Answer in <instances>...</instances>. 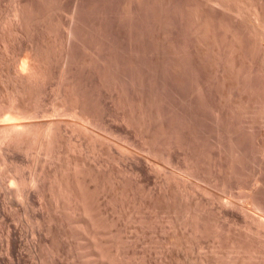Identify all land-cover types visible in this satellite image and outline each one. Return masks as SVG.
Returning a JSON list of instances; mask_svg holds the SVG:
<instances>
[{"label": "bare ground", "instance_id": "obj_1", "mask_svg": "<svg viewBox=\"0 0 264 264\" xmlns=\"http://www.w3.org/2000/svg\"><path fill=\"white\" fill-rule=\"evenodd\" d=\"M15 1L16 2L12 4L13 6L11 9V6H9V8L5 7V9L7 8L6 10L9 11H6L3 8L0 1V222L4 223L5 225L7 217L10 216L8 215V213L13 207L10 204V202L13 203V200H11L10 198V194L14 192V197H22L21 200L24 201V209L26 210V213L29 214V217L31 218L30 221L33 225V228L30 231L32 232V235H35L34 226H36L37 228L45 226V233L43 232V234L48 235V238H45L46 240L42 239L36 242L35 238L34 240L32 239L34 243L32 242L33 245H31L27 249V252L31 258L37 257L41 261L48 260L50 264L52 260L54 261L53 257L66 254L75 261L74 264H135L134 262H136L135 260H137L136 257H138L137 251L133 249L134 247L129 244V238L125 239V236L123 235L122 227L124 225L120 223V220L122 221L121 216L124 213L122 214L120 212L122 214L121 215L119 213L120 208H117V206L120 204L117 205V203L119 202V195L117 196L116 189L117 191L121 190L123 192L125 190L123 187H125L126 185L120 184L122 182V179L120 177L119 180L113 175H105L104 173H102L103 171H97V168H94V166L90 165V162L88 161L89 158L87 159L85 155V150H90L91 153V151H99L100 149H102V147L104 148L102 149V151H105L107 148L111 149L109 147L110 144L105 140L106 138L99 133L100 130L98 132V130H94L95 128L92 129L93 127L91 126H98L99 129L103 131L106 128V131L109 129H113L111 128V124L113 123L108 125V122L110 123V121L107 122V120H110V117H112L113 120L116 119L118 121H121V126L133 129L129 130L131 132L129 134L127 133L128 135L126 134L127 136H125V138L127 137L130 139L131 137H133L132 135H135L137 136V139L139 137L142 140L141 142H144L148 145L149 150L151 148L152 151L155 152L158 151L155 150V147H160L161 145L164 146L166 148L164 149L167 150L168 153H166L167 151L162 152V146V151H160L162 155H164L165 153L167 154V165L170 164V160H175V157L173 158L172 156L173 159L170 157V151L177 147L176 150H178V148H181V150L183 149V153L181 152L182 155L185 154L183 158L186 157V161L189 162L187 163L185 161L187 164L185 165L183 163L182 166L185 165V167L187 168L190 165V169L193 168L191 170H196L199 166L197 162L198 159L195 158L197 154L194 156V154L192 153L193 151H191V148H189L190 142H188L189 137L187 134L189 133L188 131L190 130L192 125L194 128V126H196L197 124H201L197 123L199 122L197 119L200 116L198 117V115L195 114L198 118L195 119L196 124H192L194 120L193 116L192 118L188 115L190 117V120H192V122L189 121L190 123L188 122V120H184L185 118L188 119V117H185L187 114H189L187 109L185 108L187 112L185 110V112L183 111L184 114L187 113L186 115L179 111L180 109L183 110L184 107H187L186 105H184L183 108H180L178 104L174 103L175 106H173H178L180 108L179 110H172V106L168 108L169 110H166L164 108L165 103L162 104V94H164V92L162 91L164 89H167L168 91V88H166L167 85H170L169 89L173 90L172 88L176 87V85L174 87H171L172 82L177 81L178 83L175 84L178 85L179 83H181L184 87L185 84H183V82H185V80H182L181 78L186 79L185 74H187L188 77L186 81H190L191 78V80L197 81H195L196 83L193 82V84L196 85L195 90L198 91L196 92L197 94L204 93L205 91V93H207L208 90H213L214 92H217L221 99L223 96H226V98L230 99L229 101L227 99V101L229 107L232 110L231 111L229 109V113H226L225 110L223 111L228 115L227 116L226 114H223V112L220 110L221 108L219 109L217 106V109L219 110L216 109L217 112H213L212 114V118H215L216 121H218L217 129L215 128V131H217L218 133L213 132L214 128H212L213 130H210V132L208 131V133L211 136L213 135L211 134L212 132L218 135L215 136L216 138L214 140L212 139L214 138V136L210 138L212 139V151L209 148L210 152L208 153V156L210 158H208L210 160L208 159L207 161L211 162V165L209 164V162H207L210 165L209 166L205 161L206 164H203L202 171H205L204 165H208L209 167H206L208 169H206V172L208 171L210 174L215 175L217 178V183H220L219 181L224 180V175L229 176V174H232V177L236 178L238 180L237 182L242 184L241 182L244 180L239 176H242L241 174H243L242 172L244 170L241 169L245 166L244 163H246L243 162L245 160L244 157L246 156V153L244 154V152H247L245 151L246 148L244 147V144L247 142L245 139L246 137H249L247 135H249L250 133H253V136H257L253 139V144L251 143L252 145L256 143L257 146H255V144L253 147L252 145L249 147H255L256 149H254L256 150V152H259L264 157V127L262 128V126H260L261 128L259 129L257 127L251 132L250 129H252L253 127L250 128V125L252 123L249 124V122V125L247 124V126L245 127L246 129L250 128L248 129L250 130L249 133L248 130H245L244 126H242L244 129H241V126V128H239V124L237 123L236 128L235 126H231L236 125L235 122H237L231 121L233 120V118L238 119V122L239 119H241L240 117L238 118V116H234L233 114L236 113L239 116H244L248 112H253V109L250 107V105L252 106L253 104H251V101L253 102V100L256 99H253L252 96L256 98V96H258V93L260 96V92L261 94L262 92H264L261 91V88L258 86V74L256 75L257 69L253 68L254 61L253 63L251 61V59H254L253 57H255V54L258 53L260 54V57L262 59V64H260L264 65V29L262 30L260 28L261 31H263V33L260 31L261 38L258 37L257 39L254 37L257 44L255 42L256 46L254 45L255 47H252L248 44L246 45L247 42H244V37H242L243 34L242 36H240L241 34H238L237 30H235L236 28L232 30V26L230 28L229 26H224V23L221 22V19H217L220 15L218 16V12L216 13L214 9V11H210L209 13L211 15L216 13L217 18H215L216 16H209V13L205 12V10L203 11V9H201V7L203 8V6L198 7L197 4L196 7H193L192 3V6L188 4L189 2L184 3L187 7H182L184 4H181V6H179L181 2L178 0H174L176 2H172V0H71L69 9H66L68 12V14L66 13L68 15L67 20L65 19L66 21H62L63 12H61L62 15H60V10L65 11L63 10L65 8L62 5L63 3L61 2H65L66 0L61 2L60 0ZM116 1H118L117 3L121 6H116ZM177 1L179 2V4H174L178 3ZM210 1L223 3L224 5H227L231 10H235L234 12L236 13L240 11H243L245 13L249 12V14L253 16L256 23L262 24V26H264V0ZM219 3L216 4L219 6ZM220 5L222 6V4ZM118 7H121V9H119ZM213 7L214 5L210 6V9L208 8V10H212ZM226 10L228 9L224 8L223 12H225ZM178 13L180 14V17ZM236 13H234V15ZM115 14H122L120 18L123 17L122 22L124 25L121 22L122 26L120 24H118L120 26H117V23L120 21V19L119 17H117L118 15L116 16ZM181 14L187 17V21L185 20V23L187 22L186 24H189L190 28L189 26H184L186 28H183V31L179 32L175 27L181 24L180 21L178 25L176 24V26L173 22L174 20L172 19L176 15V19L179 17L181 20ZM245 15H247V13ZM60 16L62 17V19ZM185 16L183 17L185 18ZM115 17H117L118 19L116 20ZM183 20L184 19H182L181 21ZM166 21L168 22V24H173L175 30L174 28H172V25L171 28L169 26L167 27ZM163 22L165 23V28L167 27L166 29L162 25ZM183 24L184 23L181 24V27H183ZM116 26L121 29L122 27H124V29L122 31L120 29L115 30L114 27ZM178 28H180V26ZM179 37H184L182 38L184 40L181 39L183 43H181V40L178 39ZM247 38L248 37H246V39ZM149 42L154 43L152 44L153 47H151L152 45H150ZM245 57H250V61H248L253 65L249 62H246L247 60H245ZM144 59L145 61H143ZM185 71L186 73H184ZM204 72L208 73L207 78H210L209 76H212L210 80H214V88L212 87V85H209V87L211 86L212 88L210 87L209 89V87L207 88L206 86V89L203 87L204 84H200L201 82H199V80L200 78H202ZM151 75L154 76V80L158 81H156L158 85H161L160 88L162 87L163 89L164 87L162 91L158 87V85L155 84V81L151 79L152 77L150 78L151 80L149 79ZM189 77L191 78L189 79ZM179 80H182L183 82ZM204 80L206 81V79ZM167 82H169V84ZM153 83L155 85H153ZM52 86L55 88L51 89ZM178 87L177 93L179 92L178 89H183L181 88L182 86H180V84L178 85ZM50 89L54 92L52 93ZM159 89L162 92L161 96L159 93ZM181 90L180 92H182ZM188 90H190V88ZM174 91L175 89L173 90V92ZM185 92L182 93L187 97V99H190L191 101L194 99H191L190 97L193 98L194 96L195 98V95H197L195 94L193 96H190L194 93L192 92L187 96ZM169 94L170 93H168L167 96H169ZM180 94L181 93H179V95ZM209 95L211 96V94ZM237 95L238 100L232 99V97H237ZM259 96L257 100L259 99ZM109 97L112 99L110 104L114 103L117 105V107L113 105V107L115 106V109H113L112 105H108L107 102H109L110 100L107 101V99H109ZM181 97H183V95ZM202 97L203 96H200V98ZM200 98L197 97L194 101L196 102ZM180 99L182 98L179 97V99L177 100ZM200 100H198L199 105L202 104ZM165 101H167V99ZM180 101L182 102V100ZM190 102H188V105L190 104ZM182 103H184V101ZM191 103L193 104L190 106L195 105L194 102ZM167 105L169 106L170 104ZM197 105H195V110L197 109V107H199L200 109L202 107L204 108L206 104L204 106ZM181 106H183V104H181ZM190 106L188 107V109L190 108ZM195 106H193V108ZM193 108L191 107V109ZM262 110L264 115V108ZM255 111L257 112L258 110H254L253 113H255ZM173 112H175V114ZM196 112L198 114V111H195V113ZM190 113L192 115L194 114L193 111ZM173 114L176 115L174 117L177 118H172ZM199 114H201V112H199ZM203 114L205 113L202 112L201 118ZM249 115H246V117ZM106 116H108L109 119H107ZM228 117H231V120ZM179 118L181 119V121L183 120L187 124H183L181 121H179ZM243 118L242 122L245 121L243 120ZM77 119L78 121H76ZM173 119H176V121H174ZM227 119L230 121H228ZM177 121L179 123H177ZM226 121L230 123H227L228 125H226ZM173 122H176V125L173 124ZM180 122L184 126L190 124L189 127L186 126V129L187 127L189 129L187 131L188 133ZM219 122L221 124H219ZM247 122L248 121H246V123ZM178 124H180L181 126H178ZM173 125L178 127H174ZM244 125L246 124L244 123ZM211 126L214 125L211 124ZM181 127H183V129ZM115 128L118 129L119 127L115 126ZM125 128H121L122 130L118 129V131L121 133H118L117 129V132L114 131V133L116 132V134H120V136L124 137V135H122V131L125 133ZM195 128L194 136L197 135V130L199 129ZM204 128L206 130L211 129L209 127ZM183 130H185V133L187 134H185ZM194 130L191 129L192 132ZM200 130L201 129H199V131ZM242 130H245V132L247 131L249 134L244 132L246 136L245 137ZM127 131L128 129L126 130V132ZM133 131L135 134H133ZM199 131L198 135L199 133H201V131ZM203 131L204 130L202 127V133ZM131 133L132 135L129 137ZM75 134H79L81 137H83L84 141H76V143L75 141L73 142L72 138H74L73 135ZM110 134H113V131ZM189 135L191 136L193 134L191 133ZM202 135V138H208V136H205L207 134L203 133ZM199 136V142L201 143L202 138L201 136ZM134 137L132 139H136V137ZM244 137L245 139H243ZM127 138L126 140H128ZM195 138L196 141H194L197 143V137L195 136ZM193 139L194 138H192L191 140ZM202 141H204L205 143L206 140L203 139ZM196 143H194L195 146L200 144ZM64 144L65 147L63 148L66 149L64 151H67L68 154L64 151L63 152L68 156L66 155V157H64L66 158V160L64 159L62 162H60V164L63 163V165H60L58 163L59 167L55 166L52 168V170H45L46 167L45 169H43L42 164L41 167L39 166L42 169L39 168L38 170L34 169L32 171V169L38 164V162L40 164V155H42V153L50 154V152L52 151L55 152L58 150L57 146ZM246 145L249 144L246 143ZM104 146H107L106 149ZM213 148L215 152L213 151ZM16 150L18 152L20 151L21 153L23 152V154H26L29 157L28 162L26 163V168H29L28 171H30V173L27 177L23 176L20 173L22 171V166L20 163H17L16 157L11 155L14 154L12 153V151L15 152ZM107 150L105 152L110 153L111 150ZM117 151L119 153L120 149ZM20 152L19 154H21ZM126 152L128 153V151ZM173 152L172 155H174ZM58 153H54V155L56 156L58 155ZM123 153H125V151ZM161 153L159 154L161 155ZM100 154H102V152ZM130 154L132 153H130L129 151L128 156H130V158L132 157L131 160H136L135 162L139 164V168H137L140 169L142 173L145 172L148 174V172L150 171V173H152V171L159 172L162 170V167L160 168V170H158L159 168L156 169L157 167L155 165H152L154 164V162L150 163L148 161L149 159L147 160L145 157H142V155L138 156L140 154H135L134 152V154L136 155L135 157V155L132 154L133 156H131ZM260 154L259 156H261ZM103 157H105V155H103ZM114 157L117 158L116 156ZM118 157H120L119 160H123L125 158V156L124 158L122 156V159L119 155ZM263 157H261L262 161L264 160ZM133 161L132 164L134 165L135 162ZM258 161L259 159L256 158V162L254 161V163L256 164L258 163ZM171 163L173 164V162ZM261 163L262 162H260V164ZM128 164L130 165L129 162ZM260 164L258 165L260 166ZM258 165L257 168L259 167ZM211 166H213V168ZM11 168L14 169V175L8 173L7 175H5L8 169L10 171L12 170ZM210 168H212L213 170H211ZM164 170H162L163 173L162 171L161 173L163 174L162 176H164L163 179L165 178V182L162 179L160 180V183L161 181L162 183L164 182L163 184L161 183V186L163 185V192L158 195L155 194L156 192L153 193V191L151 192L149 190L142 193V185L139 183L140 179L137 180L136 178L137 176H139L138 174L140 173V171L136 170V168L134 169L133 167H130V169L123 170L122 173H125V175L129 174V177H127L129 178L128 180H130L131 176L132 180H127L130 187H126H129L130 195L132 193V197H134V199L137 198L139 200L142 194L146 196L139 200L140 204L143 205V203L145 202L144 200H146L147 196L150 199L147 198V200L149 201H146L148 203L144 205L148 204L149 208L155 210L158 207L159 210V208L162 209L164 207L160 203H164L163 205H165L164 208L166 209L164 210V212L161 209L159 211L160 213L167 214V216L165 215L166 218L164 216L162 217L163 219L165 218L167 224H170L171 229H173V233L171 232L170 235L169 233H167L169 237H167L165 241H163L168 243L169 245H174L172 248L173 250H171L172 253L174 251H177V249L180 252L181 247L185 246L188 239H191L190 236H192L191 240L193 241V237L194 240H196L197 237L199 240V237L202 238V236L204 237L206 235H212V237L215 236L218 238L217 241H219V243L216 241L218 244H216L217 246H215L219 248V250L216 251L217 249H215V252L212 255L213 257L209 256L211 257V259L209 257L207 258L208 255H206V257L205 255L202 257L199 256V259L201 258L204 261L207 260L205 262H207L208 264L264 263V232H262L264 231L263 219L247 211L241 205L239 208L244 212V214H242L243 216L240 215V217L244 221L242 230L240 228L238 229L241 230V232L237 231L235 233V230V234H230L229 228H227L225 224L223 225L224 222L220 220L221 218H217L214 222H211L212 226H210V219H208V216L205 214V212L200 209L201 206H203V202L200 206V203L198 201H195L198 203H195L194 205L192 204V200L190 201L191 203H189L188 201V199L193 195V191L196 190L195 186H193V182L190 183L189 181L191 180H188V178L186 179L185 177H176L178 175L175 176L174 173L171 174L169 171V173H166V170L169 169H166L165 171ZM212 171L214 172L212 173ZM256 171H260V168ZM5 176H8V178L10 177V179ZM212 177L215 180V177ZM219 178H221V180H219ZM6 181H8V186L6 185ZM209 181H211V179ZM224 181L225 183H229L226 180ZM224 181L223 185L225 184ZM257 181L260 182L259 187L256 184V188L252 189L250 193L248 192L245 194L251 200L256 209H262L264 212V175L261 176ZM127 182L125 180L123 183L127 184ZM170 182L174 183V186L171 184L172 187H174V191L169 189ZM227 183L225 185H227ZM121 185L124 190L120 189ZM221 185L222 182L220 186ZM114 186L117 188H114ZM198 187L199 186H197V189H199ZM108 188L109 190H107ZM110 188H112L113 191L109 193V195L108 193L105 194L106 190V192L111 190ZM203 188L204 187H202V190ZM161 189L160 191L157 190V192H161ZM168 189L171 190V193ZM31 190H35L38 193L36 194L42 198L43 202L39 203L43 206L42 208L45 209L46 214H40L41 216L39 217L38 215H34V208L32 204L33 202L31 203V201L29 200L31 198L29 196ZM129 191L126 190L125 193L128 194L125 196L129 195ZM143 191L145 190L143 189ZM205 191L206 190L204 189L203 192ZM33 192L34 191H32V194ZM101 192H104L102 193L103 196L101 195ZM140 192L142 193L141 195H139ZM135 193L136 195H139L140 198H138L137 196L135 197ZM104 194L106 196H104ZM125 196L124 198L126 199L127 197ZM129 198L130 197H128V199ZM159 199L160 201H158ZM177 199H182L181 204L179 203V201H177ZM121 200L123 201V199ZM131 200L130 201L132 202V204H135V202L138 201H134L133 198ZM183 200L187 201L186 204H183L184 207L181 208L180 206L182 205ZM158 203L161 206H159ZM178 203L180 204V206L177 205ZM230 203L232 202L228 201L227 204ZM23 204L21 203L20 205L23 206ZM109 204L111 206V211L114 209L113 211L116 212L117 215H114L113 211V213L111 211H108ZM235 204L236 203H234L233 205L236 206ZM148 206L146 208H148ZM179 207L181 209H179ZM222 207L224 206L222 205ZM125 209H128V207ZM12 210L14 211V209ZM122 210L123 208H121L120 211ZM242 211L241 213H243ZM14 212H11V217L12 214H15ZM110 213H112L113 215ZM142 213H140V223L145 224L148 222H154V220H151V222L148 221L150 217L148 218L147 214V216H145L143 213L144 217H142ZM145 217H147L148 219H146ZM181 223L183 226L185 225V227H189V232L186 231L187 228L184 231L185 227L183 226H180L181 228L178 229L177 226H179V224ZM182 227L183 230L181 231L180 229H182ZM16 231L14 230L15 234ZM256 237L257 240L258 238H261V240L257 241ZM15 239H12L11 242L9 241L10 239L8 240L11 244L10 247L12 248H16L17 246L18 240ZM29 240H31V238ZM198 240L195 241V243L198 242ZM162 245H164V243ZM176 246L177 249L174 248ZM171 252V255L168 253L171 257L169 258V263H171L172 255L174 254H172ZM179 255L181 254L179 253ZM176 256L177 255H175V257ZM177 259L178 257H176V260ZM30 260L32 261V259ZM173 260L175 259L173 258ZM44 262L43 264H46ZM168 262H166V264Z\"/></svg>", "mask_w": 264, "mask_h": 264}, {"label": "rangeland", "instance_id": "obj_2", "mask_svg": "<svg viewBox=\"0 0 264 264\" xmlns=\"http://www.w3.org/2000/svg\"><path fill=\"white\" fill-rule=\"evenodd\" d=\"M1 1V4H2V6H3V8L5 9V7H7V8H9V6H11L10 7V9L12 8V4L14 3V2H16L15 0H0ZM54 1H57V0H54ZM61 1H65V0H60V2ZM178 1H180L181 3H180V5L179 6H181V4L183 5L185 2H189L188 4L190 5V6H192L193 5V7L195 6L196 7V5L199 7H201V6H203V8L201 7V9H203V11L205 10V12H207V13H209L210 11H216V13L218 12V18H217V16H216V13H214V12H211V13H214V14H208L209 16L211 15V16H213V17H215V18H217V19H221V22L222 23H224V26L226 25V27H228L229 26V28L232 26V27H234V28H232L231 27V29L233 30V29H235V30H237V33L238 34H241L240 36H242V34H243V36L242 37H244V42H247L246 43V45L248 44L249 46H252V47H255L256 46V44H257V42L255 41V38H257L258 39V37H260L261 38V32L263 33V29H264V26H262V24H259V23H256V21L254 20V18H253V16H251L250 14H249V12H246L247 13V15H245L246 13L245 12H243V11H240V12H234L235 10H231L227 5H224L223 3H219V2H214L213 0V2H211L210 0H178ZM177 1V2H178ZM182 1H184V2H182ZM206 2V5H205V2ZM210 1V2H209ZM70 2H71V0H66L65 2H61V3H63L62 5H63V7L65 8V9H63V10H65V11H61L60 10V13L61 12H63V19H62V17H61V19H62V21H66L67 20V14H68V12H67V10L69 9V5H70ZM118 1H116V3H117ZM172 2H176V1H174V0H172ZM56 3V2H55ZM65 3V4H64ZM119 3H120V1H119ZM191 3H192V5H191ZM211 3V4H210ZM216 3H219V6L216 4ZM118 4V3H117ZM116 4V6H119L120 4H118L117 5ZM174 4H179V2L178 3H174ZM187 4V5H188ZM220 4H222V6H227V7H222ZM185 5V4H184ZM182 6V7H187L186 5L185 6ZM188 5V6H189ZM212 5H214V7L212 8V10H208V8L210 7V6H212ZM121 6V5H120ZM218 7V9H217V7ZM205 7V8H204ZM6 8V9H7ZM117 8V7H116ZM119 9H121V7H118ZM224 8H226V9H228V10H226L225 12H223V10H224ZM5 9V10H6ZM67 9V10H66ZM206 9H207V11H206ZM210 9V8H209ZM214 9V10H213ZM229 9H230V11H232V12H230L229 11ZM217 10H219L220 11V13L222 12V13H224V14H220L219 13V11H217ZM6 11H9V10H6ZM228 12H229V14H228ZM236 13L235 15H234V13ZM243 12V13H242ZM65 13V14H64ZM67 13V14H66ZM116 13H118V12H116ZM121 13V12H120ZM119 13V14H120ZM244 16H243V15ZM60 15H62V13L60 14ZM116 16L118 15V14H115ZM122 15V14H121ZM121 15H118L117 17H119V19H120V21L117 23V26H120L121 25V22L123 21V17H121L120 18V16ZM178 15H179V17H180V14L178 13ZM182 16H181V20L182 19H184L183 21H181L180 20V18L178 17L177 19H176V15H175V17L172 19V20H174L173 22H174V24L176 25H178V23H179V21H180V23L182 24V23H184L182 26L183 27H181V24L179 25L180 26V28H178L179 26H177V27H175L179 32H181V31H183L182 29L183 28H186V27H188L189 26V24H186L185 23V20L187 21V17L185 16V15H183V14H181ZM232 15V16H231ZM241 15V16H240ZM250 15V16H249ZM65 16H66V18H65ZM183 16H185V18L183 17ZM117 17H115L116 18V20L118 19ZM66 19V20H65ZM177 20V22H176V20ZM179 19V20H178ZM116 20H115V22H116ZM167 22V21H166ZM172 22V23H173ZM176 22V23H175ZM164 23V22H163ZM162 23V25H163V27L165 28V23L163 24ZM118 24H120V25H118ZM122 24H123V22H122ZM186 24V25H185ZM255 24V25H254ZM258 24V25H257ZM124 25V24H123ZM171 25H172V28H174V26H173V24H171V23H169L168 24V22H167V27L169 26L170 28H171ZM258 27H257V26ZM114 27L115 28V30H123L124 29V27H122V29L121 28H119V27ZM122 26V25H121ZM184 26H186V27H184ZM252 26H254V27H252ZM263 28H262V27ZM166 27V28H167ZM165 28V29H166ZM169 28V29H170ZM175 28H174V30H175ZM189 28H190V26H189ZM255 28H257V29H255ZM263 30V31H261V29ZM249 30V31H248ZM239 31V32H238ZM246 31H248V32H246ZM252 31V32H251ZM256 31V32H255ZM261 31V32H260ZM251 33V34H250ZM256 35V36H255ZM181 36V35H180ZM246 37H248L247 39H246ZM255 37V38H254ZM182 38H184V37H179L178 39H182ZM182 40H184V39H182ZM182 40H181V43H183L182 42ZM154 42V41H153ZM150 43L149 42V44L150 45H152V44H154V43ZM249 42V43H248ZM255 42H256V44H255ZM185 43V42H184ZM255 45V46H254ZM151 47H153V45L151 46ZM257 54V55H256ZM255 54V57H253L254 59H251V61H252V63H253V61H254V66H253V68L255 69H257V72H256V75H257V77H258V81H257V83H258V86L261 88L260 90L261 91H264V65H261L262 64V59H261V57H260V54H258V53H256ZM251 57V56H250ZM250 57H245V60H247L246 62H249L250 60ZM248 58V59H247ZM259 59H261V60H259ZM249 60V61H248ZM143 61H145V59L143 60ZM249 63H251V62H249ZM251 63V64H252ZM261 63V64H260ZM252 64V65H253ZM184 73H186V71L184 72ZM206 74V75H205ZM184 75V74H183ZM186 75V79H188V77H187V74H185ZM184 75V76H185ZM203 76H204V78H203ZM203 76H202V78H200V80H199V82H201L200 84L202 85V84H204V88H206V86H207V88L209 87V85H212V87L215 85L214 83H213V81H211L210 80V78L212 77V76H209L210 78H207L208 77V73H203ZM206 76V77H205ZM152 77V78H151ZM154 76H150L149 77V79L151 78L153 81H155V84L156 85H158V81L157 80H154L155 78H153ZM191 77H189V79H190ZM150 79V80H151ZM182 80L184 79L185 80V82H183L182 80H179V81H181V82H183V84H185L184 85V87H183V85L181 84V83H179L180 84V86H182L181 88H183L182 90L181 89H178L179 90V92L177 93V87H178V85L177 84H175V83H178V81L177 82H172V86L171 87H174L175 85H176V87H174V88H172L173 90L175 89V93H176V95H175V93L173 92V90H171V89H169V86L170 85H167V87L166 88H168V91H167V89H164V87H163V89L165 90H163L162 89V87L160 88V86L158 85V87L161 89V91L162 92H164V94H162V92L160 91V89H159V93H160V96H161V94H162V104H166V106H165V104H164V108L166 109V110H169L168 108L169 107H171V109L172 110H175V109H180L181 107L183 108L184 107V105H186L187 107H184V109L183 110H179V111H181L183 114H184V112L186 111L185 110V108L187 109V111H188V113L189 114H184V115H186L185 117H188V119L187 118H185L184 120L186 121V120H188V122L189 121H191L192 122V120H190V117H192L194 120H193V122H192V124L193 123H195L196 121H195V119H197L199 116V118L197 119L199 122H197V123H201V124H197L196 126H194V128L195 127H197V128H195V129H201L200 131H201V133H202V127H203V130L204 131H207V132H204L203 131V133L204 134H207V135H205V136H208V138H205V137H203L202 138V136H204V135H202L201 133H199V135L201 136V143L199 142L200 140H199V138H198V131H199V129L197 130V135H195L196 137H197V143H200L199 145H196L195 146V144L194 143H196L195 141H196V138H195V136H194V134H195V130H194V128H193V125L191 126V128H190V130L188 129V127L190 126V124H188V125H186L187 123L185 122V121H181V119L179 120V119H177V120H179V121H181L183 124L184 123H186L185 125L186 126H188L187 127V129H186V126H184V125H182V123H181V125L186 129V132L188 133H185V130H183L184 131V133L185 134H187L188 135V142H190V146H189V148H191V151H193L192 153L194 154V156L197 154V156H195V158H197L198 159V164H199V166L197 167V169L200 167L201 168V170H200V168L197 170H195L194 169V171L193 170H191V169H193V168H191L190 169V165L186 168L185 167V165L187 164V163H189L188 161H186V157H184L183 158V156H185V154L184 155H182V150H181V148H178V150H176L177 149V147L175 148V149H172V151H170V157L172 158V156H173V158L175 157V160H170V158H169V160L171 161V162H173V164L169 161V165H167V159H168V156H167V154L166 153H168V151L167 150H165L166 148L164 147V146H162V150H161V146L160 147H155V150L157 151V152H155V151H152V149L150 148V150L148 149L149 147H148V145L147 144H145L144 142H141L142 140L138 137V139H137V136H135V135H132V133L129 135V137L132 135L133 137L135 136L136 137V139H132L133 137H131L130 139L129 138H127L128 140H126V138H125V136H127L131 131H129V130H133V129H130L129 127L128 128H125V126L123 127V126H121L122 125V122L121 121H118V120H116V119H112V117H110V120H107V122L108 121H110V123L108 122V125H110L111 123H113V124H111L112 126H111V128H113V129H109V130H107L106 131V129L103 131V130H101V129H99V127L98 126H91V127H93L92 129H94V130H98V132H99V130H100V134H102L106 139V142H108L110 145H109V147L111 148V149H106V147L107 146H104L105 147V149L107 150V151H110V153L108 152H105V151H102V149H104L103 147H102V149H100V147H99V151H91V153H90V150L88 151V150H85L84 152L86 153L85 155H86V157H87V159H88V161L90 162V165H92V166H94V168H97V171L99 170V171H103L102 173H104L105 175H107V174H109V175H113V176H115L117 179H119L120 180V178L122 179L121 181V183L120 184H123V185H126V186H129L130 187V185H128L129 183L127 182V180L129 179V178H127V177H129L128 175L129 174H127V175H125V173H122V171L123 170H125V169H130V167L132 168H136V170H139L140 171V169H138L139 168V164L138 163H136L135 161H133V159L131 160V158H130V156H128L129 155V151H130V153H132L133 155H135V154H140V155H138V156H141L142 155V157H145L150 163H152V162H154V164H152V165H155L157 168L156 169H158V170H160V168L162 167V170H166V169H169V170H166V173H174V175L176 176V175H178V176H176V177H179V178H181V177H185L186 179L188 178V180H191V181H189L190 183H192L193 182V186H195V191H193V195L191 196L192 197V199H191V197L188 199V201H189V203H191L190 201L192 200V204L194 205L195 203H200L199 205L201 206V204H202V202H203V206H201V210L202 211H204L205 212V214L208 216V219H210L209 220V222H210V226H212V223L211 222H214L217 218H221L220 220L221 221H223L224 223H223V225L225 224V226L227 227V228H229V231H230V234L231 233H234V231H235V233L238 231V232H241V230H242V226H244V221L242 220V218L240 217V215H242V214H244V212L239 208L241 205L243 206V208L244 209H246L247 211H249V212H251V213H253V214H255L256 216H259V218H261V219H263L264 220V212H263V210L261 209H259V208H257L256 209V207H254V205L252 204V202H251V200L246 196V194L245 193H250V191H252V189H254V188H256L257 186H256V184L258 185V187H259V183L260 182H258L257 180L261 177V176H263L264 174V171H263V169H264V160L262 161V159H261V157H263L259 152H256V148L254 149V148H252L256 143H254V145H252L253 144V139L255 138V137H257V136H253L251 133H250V130H251V132L255 129V128H257L258 127V129L259 128H261L260 126H262V128L264 127V115H263V104H264V92H262V94H261V92H260V96H259V93H258V96H259V99L257 100V98H258V96H256V98H254V96H252V98L253 99H256V100H253V102L251 101V104H253L252 106L250 105V107L253 109V112H254V110H258L257 112L255 111V113H253V112H248L246 115H249V116H247L248 117V119L250 120H248L247 119V117H246V115H244V116H239V115H237L236 113L235 114H233L234 116L236 115V116H238V118L240 117L241 119H239V122H238V119H235V118H233V120H231L230 118L231 117H228L231 121H233V122H235V121H237V122H235V124L237 123V124H239L238 126H239V128H241L242 126H244V128L247 126V124L249 123V124H251L250 125V128L251 127H253L252 129H250V128H248V129H250V130H248V129H246L245 128V130H248V132L250 133H248L247 131L245 132V130L243 131V134H244V132L245 133H247V134H249V135H247V136H249V137H246L245 136V134H244V136L246 137V139H245V137L243 138V139H245L246 141V143L247 144H249V145H246V143L244 144V147L247 149H245V151H247V152H244V154L246 153V156L244 157V161L243 162H246V163H244V167H242V169L241 170H244L242 173L243 174H241L242 176H239V177H241V179H243L244 181H240L242 184H240L239 182H237L238 180L236 179V178H233L232 176V174H229V176L228 175H224V180H226V181H228L229 183H227V185H225L226 183H225V181L224 180H222V181H219V180H221V178L223 177H221V178H219V180H217V181H219L220 183H217L216 182V176L215 175H212V174H210L208 171V173L206 172V169L211 165L210 163L211 162H209V161H207L210 157L208 156V153L210 152V150H209V148L211 149V151H212V147H211V140L213 139H215L216 137L215 136H217L216 134H214L213 132H216V133H218L217 131H215V128L217 129V124H218V121H216V119L215 118H212L213 117V112H217L216 111V109H217V106H218V108L223 112L224 110H225V112L226 113H229L230 111H228L229 109L231 110V108L229 107V104H228V101L230 100L229 98H226V96L224 97H222V99H221V97L217 94V92H214L213 90L211 91V90H208L207 91V93H205V95H204V93H196V92H198L197 90H195L196 88V85H194L193 84V82L194 83H196L197 81L196 80H191L190 79V81L189 80H187L186 81V79L185 78H181ZM203 79V80H202ZM204 79H206V81L204 80ZM212 79H214V78H212ZM150 80H149V82H150ZM202 80V81H201ZM157 81V82H156ZM196 81V82H195ZM207 81H208V83H207ZM152 82V81H151ZM161 82V81H160ZM190 82V83H189ZM203 82V83H202ZM211 82V83H210ZM168 84H169V82H167ZM206 83V84H205ZM150 84V83H149ZM154 83H153V85H155ZM187 84V85H186ZM214 84V85H213ZM151 85H152V83H151ZM188 86H189V88H190V90H188L189 88H188ZM192 86V87H191ZM170 87V88H171ZM211 87V86H210ZM210 87H209V89H210ZM211 87V88H212ZM53 88H55V87H51V89H53ZM179 88V87H178ZM192 88H194V89H192ZM206 88V89H207ZM214 88V87H213ZM50 89V90H51ZM263 89V90H262ZM49 90V91H50ZM180 90L184 93L185 91H187L188 92V94H187V92H185L186 93V95L188 96L189 95V93L191 94L192 92H194L193 94H191L190 96H193V95H195V94H197V95H195V98H194V96H193V98L192 97H190L191 99H196L197 97L198 98H200V96H203L202 98H200V99H203V100H200V99H198V100H200V102L202 103L201 105L202 106H204L205 104L207 105H205V107L202 109H200L199 107H197V109L195 110V108H196V106L195 105H197V103L199 102L198 100L195 102L194 100H190V99H187V97L182 93V92H180ZM193 90V91H192ZM195 90V91H194ZM52 91V90H51ZM50 91V92H51ZM211 91V92H210ZM54 91H52V93H53ZM166 93V94H165ZM168 93H170L169 94V96H167L168 95ZM179 93H181L182 95H183V97H181L180 95H179ZM213 93V94H212ZM174 94V95H173ZM179 96H178V95ZM203 94V95H202ZM209 94H211V96L209 95ZM216 94V95H215ZM200 95V96H199ZM218 95V96H217ZM205 96V97H204ZM213 96H216V97H213ZM171 97V98H170ZM175 97V98H174ZM179 97L180 98H182V99H180V100H182V102L184 101V103H182L180 100H177V99H179ZM245 97H247V96H245ZM244 97V98H245ZM174 98V99H173ZM177 98V99H176ZM186 98L187 100H188V102H194V104L195 105H193V106H195L194 108H193V106H190V105H192L193 103H191L190 102V104L188 105V102H187V100L184 99ZM189 98V97H188ZM216 98V99H215ZM220 98V99H219ZM107 99V98H106ZM167 99V101H165ZM226 99V100H225ZM227 99H228V101H227ZM232 99H237L238 100V95H237V97L235 96L234 98L232 97ZM110 100V101H109ZM111 98L109 97V99H107V101H109V102H107L108 103V105H112V107H113V105H115L116 107H117V105L116 104H114L113 103V101H112V103L113 104H110V102H111ZM171 100V101H170ZM216 100H217V102H216ZM260 100H262V101H260ZM173 101V102H172ZM179 101H180V103L181 104H183V106H181V104L179 103ZM187 103H186V102ZM202 101H204V102H202ZM254 101H255V103H254ZM215 102V103H214ZM225 102V103H224ZM227 102V103H226ZM178 104V106L180 107H178V106H176V107H174L175 106V104ZM218 103V104H217ZM167 104H170L169 106L167 105ZM227 104H228V106H227ZM174 105V106H173ZM198 105H199V103H198ZM197 105V106H198ZM201 105H199V106H201ZM115 106L113 107V109H115ZM190 106V108L188 109V107ZM256 106V107H255ZM260 106H262V107H260ZM112 107H110V108H112ZM173 107H174V109H173ZM178 107V108H177ZM191 107L194 109H191ZM216 107V108H215ZM226 107V108H225ZM227 107H229V108H227ZM193 111V115L190 113V112H192L191 110ZM205 109V110H204ZM211 109H214V110H211ZM219 109H217V110H219ZM223 109V110H222ZM185 110V111H184ZM202 110V111H201ZM210 110V111H209ZM228 112H227V111ZM184 111V112H183ZM186 111V112H187ZM195 111H198V114H197V112L195 113ZM205 111V112H204ZM209 111V112H208ZM232 111V110H231ZM199 112H201V114H202V112L203 113H205V114H203L202 115V118H201V114H199ZM225 112H223V114H226ZM174 114H175V112H173ZM210 113V114H209ZM253 113V114H252ZM173 114V117L172 118H177V117H174V116H176V115H174ZM191 114V115H190ZM198 115V117L196 116V115ZM214 114H216V113H214ZM190 117H189V116ZM195 115V116H194ZM205 115V116H204ZM227 115V114H226ZM225 115V116H226ZM241 115V114H240ZM110 116V115H109ZM228 116V115H227ZM226 116V117H227ZM250 116H252V117H250ZM256 116V117H255ZM206 117V118H205ZM245 119H244V118ZM106 118L107 119H109V117L108 116H106ZM203 118H204V121H203ZM242 118H243V120H245V121H243L242 122ZM251 118H252V120H251ZM200 119V120H199ZM247 119V120H246ZM254 119V120H253ZM174 120V119H173ZM228 120V119H227ZM230 120H228V121H230ZM241 120V121H240ZM76 121H78V119L76 120ZM174 121H176V119L174 120ZM202 121V122H201ZM213 121H215V122H213ZM246 121H248L247 123H246ZM204 122V123H203ZM242 122V123H241ZM117 123V124H116ZM177 123H179L178 121H177ZM190 123V122H189ZM202 123H203V126H202ZM206 123V124H205ZM216 123V124H215ZM228 122L226 121V125H228L227 124ZM232 123V122H231ZM243 124V125H241V124ZM244 123L246 124V125H244ZM121 124V125H120ZM173 124H175L176 125V122L174 123L173 122ZM196 124V123H195ZM205 124V125H204ZM211 124H213L214 126H211ZM219 124H221L220 122H219ZM237 124L236 125H231L232 127L233 126H235V128H236V126H237ZM248 124V125H249ZM263 124V125H262ZM120 125V126H119ZM124 125V124H123ZM180 124H178V126H181ZM207 125H209V126H207ZM216 125V126H215ZM257 125V126H256ZM115 126H117V127H119L118 129L120 130L121 128H125L126 130L128 129V131L126 132V130H124L125 131V133L122 131V135H124V137L123 136H120V134L118 135V134H116V132L118 131V129L117 128H115ZM174 126V125H173ZM178 126H174V127H178ZM199 126H201V127H199ZM211 126V127H210ZM241 126V127H240ZM110 127V126H109ZM183 127H181L182 129H183ZM204 127H209V128H211V129H205ZM212 128H214V131L211 133V134H213L212 136H214V138H212V136L211 135H209V133H208V131L210 132V130H213ZM243 127L241 128V129H244ZM116 129H117V131H116ZM177 129H179V128H177ZM191 129H193L194 131V133L191 131ZM113 131V134H110V133H112V131ZM122 130V129H121ZM257 130V129H256ZM108 131H110V132H108ZM114 131H116L115 133H114ZM190 131H191V133L193 134V135H189V134H191L190 133ZM199 131V132H200ZM118 133H121V132H119L118 131ZM128 133V134H127ZM105 134V135H104ZM127 134V135H126ZM133 134H135L134 133V131H133ZM253 137H251V136ZM77 138H76V137ZM80 135L79 134H75V135H73V137L74 138H72L73 139V142L75 141V143H76V141L77 142H83L84 141V138L83 137H79ZM117 136V137H116ZM199 136V137H200ZM210 136V137H209ZM134 137V138H135ZM219 137V136H218ZM192 138H194L193 140H191ZM210 138H212V139H210ZM248 138V139H247ZM77 139V140H76ZM83 139V140H82ZM132 139V140H131ZM189 139H190V141H189ZM206 140L205 141V143H204V141H202V140ZM209 141H208V140ZM80 140V141H79ZM111 140V141H110ZM131 140V141H130ZM134 140V141H133ZM195 140V141H194ZM127 141V142H126ZM130 141V142H129ZM138 141V142H137ZM140 141V142H139ZM251 141V142H250ZM207 142H209V143H207ZM108 143H107V145H108ZM115 143V144H114ZM140 143V144H139ZM193 143V144H192ZM196 143V144H197ZM204 143V144H203ZM252 143V144H251ZM63 144V143H62ZM114 144V145H113ZM146 145V147H145V145ZM207 144V145H206ZM193 145V146H192ZM201 145V146H200ZM252 145V147H249V146H251ZM114 146H115V148H114ZM198 146H199V148H198ZM255 146H257V144L255 145ZM63 147H65V144L64 145H60V146H57V148H58V150H57V148H56V150L57 151H52V152H50V154H44V153H42V155H40L41 157H40V164H39V162H38V164L32 169V171L34 170V169H36V170H38L40 167H41V165L43 164V169H45V167H46V169L45 170H52V168L53 167H55V166H58L59 164H60V162H62L64 159L66 160V158H64V157H66V155L68 154L67 153V151H64V150H66L65 148H63ZM113 147V148H112ZM119 147V148H118ZM120 147H123V148H120ZM194 147V148H193ZM62 148V149H61ZM118 148V149H117ZM158 148V149H157ZM165 148V149H164ZM206 148H208V149H206ZM59 149H60V151H59ZM120 149V151H119V153H118V151L117 150H119ZM128 149V150H127ZM142 149V150H141ZM146 149V150H145ZM181 151H180V150ZM252 149V150H251ZM124 152L125 151V153H123L122 151ZM162 152H166L165 154H166V156H165V154L164 155H162V153H161V151ZM14 151V150H13ZM12 151V153H14V154H11V155H13V156H15L16 157V159H17V163H20L21 164V166H22V171L20 172L23 176H25V177H27L28 175H29V173H30V171H28L29 170V168L27 167L26 168V163L28 162V159H29V157L26 155V154H23V152L21 153L20 151V153L21 154H19V152L16 150L15 152H13ZM67 153L66 155H65V153ZM102 152V154H100L101 152ZM126 151H128V153L126 152ZM132 151V152H131ZM148 151V152H147ZM150 151V152H149ZM175 153H174V152ZM202 151H203V153H202ZM213 151L215 152V150H214V148H213ZM58 153V155H54V153ZM100 152V153H99ZM107 153V154H105V153ZM134 152H135V154H134ZM153 152H154V154H153ZM172 152H173V154L174 155H172ZM182 152V153H181ZM207 152V153H206ZM256 154H255V153ZM17 153V154H16ZM49 153V152H48ZM61 153H63V154H61ZM90 153V154H89ZM112 153V154H111ZM118 153V154H117ZM127 153V154H126ZM152 153V154H151ZM159 153H161V155L159 154ZM257 153H259L261 156H259V154H257ZM76 154V153H75ZM109 154H111V155H109ZM124 154V155H123ZM132 154H130L131 156H133ZM156 154V155H155ZM176 154V155H175ZM17 155H18V157H17ZM63 155V156H62ZM98 155V156H97ZM103 155H105V157H103ZM116 156L117 158H118V160H117V158H115L114 156ZM118 155L119 156H121V158H122V156H123V158H124V156H125V160L123 159V160H119L120 159V157H118ZM54 156V157H53ZM60 156V157H59ZM62 156V157H61ZM68 156V155H67ZM127 156V157H126ZM148 156V157H147ZM164 156V157H163ZM46 157V158H45ZM53 157V158H52ZM95 157V158H94ZM111 157V158H110ZM129 157V158H128ZM135 157H136V155H135ZM135 157H133V158H135ZM151 157V158H150ZM162 157V158H161ZM167 157V158H166ZM204 157V158H203ZM209 157V158H208ZM43 158V159H42ZM45 158V159H44ZM62 158V159H61ZM165 158H166V160H165ZM172 158V159H173ZM199 158H201V159H199ZM256 158L257 159H259V161L260 162H262L261 164H260V162L258 161V163H254V161L256 162ZM27 159V160H26ZM51 159V160H50ZM56 159V160H55ZM130 159V160H129ZM182 159H183V162H182ZM185 159V160H184ZM205 159V160H204ZM263 159H264V157H263ZM129 160V161H128ZM152 160V161H151ZM181 160V161H180ZM200 160V161H199ZM210 160V159H209ZM49 161V162H48ZM100 161V162H99ZM106 161V162H105ZM116 161V162H115ZM131 161V162H130ZM132 161L133 162H135L134 163V165L132 164ZM165 161V162H164ZM167 161V162H166ZM177 161V162H176ZM187 163H186V162ZM205 161H206V163L207 162H209V166L208 165H204V170L205 171H202L203 170V164L205 163ZM42 162V163H41ZM94 162V163H93ZM119 162V163H118ZM128 162L130 163V165L128 164ZM200 162V163H199ZM52 163V164H51ZM59 163V164H58ZM107 163V164H106ZM124 163V164H123ZM165 163V164H164ZM175 163V164H174ZM178 163V164H177ZM183 163L185 164L184 166H182L183 165ZM205 163V164H206ZM25 164V165H24ZM62 165H63V163H61ZM60 164V165H61ZM136 164V165H135ZM202 164V165H201ZM258 164H260V166L262 167H260ZM263 164V165H262ZM53 165V166H52ZM125 165H126V167H125ZM133 165V166H132ZM138 165V166H137ZM171 165H173V166H171ZM257 165L259 166L258 168H257ZM40 166V167H39ZM103 166V167H102ZM135 166V167H134ZM166 166V167H165ZM168 166V167H167ZM202 166V167H201ZM208 166V167H207ZM38 167V168H37ZM59 167V166H58ZM114 167V168H113ZM127 167H129V168H127ZM138 167V168H137ZM207 167V168H206ZM212 168H213V166H211ZM254 168V171H253V168ZM42 168H40V169H42ZM212 168H210L211 170H213ZM243 168H245V169H243ZM259 168H260V171H256V170H259ZM12 170L10 171L9 169L6 171V174L5 175H7V173L8 174H12V175H14L13 174V171H14V169L13 168H11ZM161 170V171H162ZM164 170V171H165ZM188 172H187V171ZM189 170H190V173H189ZM208 170V169H207ZM211 170H210V172H211ZM40 171V170H39ZM118 171V172H117ZM138 171V172H139ZM161 171H152V173H150V172H148V174L147 173H145V172H143L142 173V171H140V173L138 174L139 176H137L136 178H137V180L138 179H140L138 182L142 185L141 187H142V193L143 192H147L148 190L149 191H153V193H155L156 195H158V194H161L163 191V185L161 186V183H162V181H161V183H160V180L162 179L163 181H164V179H163V177L164 176H162L163 174V171H162V173H161ZM169 171V172H168ZM173 171V172H172ZM184 171H186V172H184ZM193 171V172H192ZM195 171H196V173H195ZM201 171V172H200ZM12 172V173H11ZM191 172H192V174H191ZM206 172V173H205ZM214 171H212V173H213ZM255 172V173H254ZM112 173V174H111ZM115 173V174H114ZM121 173H122V175H121ZM145 173V174H144ZM161 173V174H160ZM202 173V174H201ZM205 175H204V174ZM245 173V174H244ZM25 174V175H24ZM117 174V175H116ZM140 174H142V175H140ZM189 174V175H188ZM191 174V175H190ZM196 174V175H195ZM209 175V179H208V175ZM151 175V176H150ZM194 175V176H193ZM9 176H11V175H9ZM141 176V177H140ZM200 176H202V177H200ZM207 176V177H206ZM212 176H214L215 177V180H214V178L212 177ZM5 177H7L8 178V176H5ZM120 177V178H119ZM124 177V178H123ZM158 177V178H157ZM6 178V179H7ZM8 179H10V177L8 178ZM126 180V182H127V184L125 183H123L125 180ZM211 179V181H209ZM231 179V180H230ZM119 180H118V182H119ZM130 180H132L131 179V176H130ZM130 180H128V181H130ZM233 180V181H232ZM223 181H224V185H223ZM246 181H248V182H246ZM256 181V182H255ZM44 182V181H43ZM165 182V181H164ZM163 182V183H164ZM215 184H214V183ZM221 182H222V185L220 186V184H221ZM232 182V183H231ZM244 182V183H243ZM246 182V183H245ZM258 182V183H257ZM45 183V182H44ZM43 183V184H44ZM162 183V184H163ZM8 184V181H6V185ZM174 184V183H172V182H170V185H169V189H171L172 191H174L173 190V188L174 187H172V185ZM219 184V185H218ZM246 184V185H245ZM9 185V184H8ZM7 185V186H8ZM117 185V184H116ZM115 185V186H116ZM242 185H244V186H242ZM254 185V186H253ZM114 186V188H117V187H115ZM125 186V187H126ZM170 186H171V188H170ZM174 186V185H173ZM197 186H199L198 188L199 189H197ZM200 186H201V189H200ZM125 187H123L122 188V185L120 186V189H123L124 191L122 192L121 190V192L120 191H117V189H116V194H117V196L119 197V202L117 203V205L118 204H120V205H118L117 206V208H120L119 209V213L122 215L121 216V219H122V221L120 220V223H122V225H124L123 227H122V231H123V235L125 236V239H128V242H129V244L132 246V247H134L133 249H135L136 251H137V256L138 257H136V259L137 260H135L136 262H134L135 264H166V262H170V259L169 258H171L170 257V252H171V250H173L172 248H173V246L170 244H168V243H166V242H164L165 241V239L167 238V237H169V235L171 234V232L173 233V229H171V227H170V224L168 225L167 224V222H166V220H165V215L167 216V214H164V213H160V209L161 208H159V210H158V207L154 210V209H152V208H149V206H148V204L147 205H144V204H146V203H148V202H146V201H149V200H147V198H149L148 196H147V198H146V200H144L143 202V205L145 206H143L142 204H140V201L139 200H141L142 198H144V197H146V196H144V194H142L141 192H140V194L139 195H141L142 194V196H141V198H140V196L139 195H136V193H135V197L137 196L138 198H140L139 200L136 198V199H134V197H132L133 196V194L131 193V195H130V189H129V187H126V188H128V189H126ZM155 187V188H154ZM202 187H204L203 188V190H202ZM162 188V189H161ZM232 188V189H231ZM111 190L110 191H108V192H106L107 190H109V188L105 191V194H107L108 193V195H109V193H111L113 190H112V188H110ZM143 189L145 190V191H143ZM152 189V190H151ZM160 189H161V192H159L160 191ZM168 189V190H169ZM204 189L206 190L205 192H203L204 191ZM251 189V190H250ZM126 190H128L129 191V195L128 196H125V195H127L125 192H126ZM155 190V191H154ZM157 190H159L158 192H157ZM171 190H169L170 191V193H171ZM198 190V191H197ZM200 190V191H199ZM202 190V191H201ZM244 190H245V192H244ZM32 191H34L33 192V194H32ZM207 191H209V192H207ZM201 192H203V193H201ZM211 192V193H210ZM230 192V193H229ZM37 192L35 191V190H31V193H30V201H31V203L33 204V213H34V215H38V217L39 216H41V215H44V214H46V212H45V209L44 208H42L43 206L39 203V202H43V200H42V198L39 196V195H37L36 194ZM102 193H104V192H101V195H102ZM119 193H121V194H123L125 197H127L126 199L124 198V196L123 195H121V194H119ZM125 193V194H124ZM139 193V192H138ZM137 193V194H138ZM198 193V194H197ZM208 193H210V194H208ZM213 193V194H212ZM13 194V195H12ZM104 194V196H106ZM196 194V195H195ZM245 196H244V195ZM12 195V196H11ZM107 195V196H108ZM122 197H121V196ZM243 195V196H242ZM38 196V197H37ZM103 196V195H102ZM196 196V197H195ZM213 196V197H212ZM13 197V198H12ZM121 197V198H120ZM128 197H130L129 199H128ZM194 197V198H193ZM10 198H11V200H13L12 202L13 203H11L10 202V204L13 206H11L12 207V209H14V211L12 210H10L9 211V213H8V215H10V216H8L7 217V223L5 222V225H4V223H2V222H0V264H9V262H10V264H17V262H18V264H24V263H26L27 264V262H28V264H43V262L44 261H46V262H44V263H46V264H49V261L48 260H43V261H41V260H39V258H37V257H34V258H31L30 257V255L28 254V252H27V249H28V247H30L31 245H33V243H34V238H35V240H36V242L38 241V240H46L48 237V235L47 234H43V232L45 233V226L43 227V226H41L40 228H37L36 226H34V231H35V235L33 236L32 235V232H30L31 230H32V228H33V225H32V223H31V221H30V217H29V214H27L26 213V210L24 209V204H23V202L24 201H22L21 199H22V197L20 198L19 196H15L14 197V192H12L11 194H10ZM33 198V199H32ZM133 198V200L134 201H136V200H138V201H136L135 202V204H132V199ZM220 198V199H219ZM19 199V200H18ZM121 199H123V201L121 200ZM150 199V198H149ZM161 199V198H160ZM160 199L158 200V201H160ZM194 199V200H193ZM196 199V200H195ZM10 200V199H9ZM10 200V201H11ZM21 200V201H20ZM39 200V201H38ZM131 200V201H130ZM182 200V199H181ZM180 199L178 200L177 199V201H179V203L181 204V201ZM224 200H225V202H224ZM36 201V202H35ZM133 201V202H134ZM162 201V200H161ZM186 201L187 200H183V203H182V205L183 204H186ZM195 201H198V202H195ZM214 201V202H213ZM221 201V202H220ZM228 201H231L232 203H230V204H227L228 203ZM139 202V203H138ZM185 202V203H184ZM23 204V206L22 205H20V204ZM125 203V204H124ZM160 203V202H159ZM159 203H158V205H159ZM177 204L178 206H180V204ZM221 203H223V204H221ZM234 203H236L235 205L236 206H234L233 204ZM124 204V205H123ZM130 204V205H129ZM160 204H162V206H164L165 207V205H163L164 203L162 202V203H160ZM221 204V205H220ZM226 204V205H225ZM35 205V206H34ZM132 205V206H131ZM143 207V209H142V207ZM158 205H156V206H158ZM180 206L181 208H183L184 207V205L183 206ZM222 205L224 206V207H222ZM229 205V206H228ZM252 205H253V207H252ZM109 207H108V211L110 212L111 211V206H110V204L108 205ZM124 206V207H123ZM135 206V207H134ZM148 206V208H146ZM159 206H161V205H159ZM225 206H226V208H225ZM233 208H232V207ZM128 207V209H125V208H127ZM130 207V208H129ZM162 208L161 210H163V212H164V210L166 209V208ZM179 207V209H181ZM205 207V208H204ZM236 207V208H235ZM121 208H123V210L122 211H120L121 210ZM139 210H138V209ZM224 208V209H223ZM230 208H232V209H230ZM44 209V210H43ZM112 209H113V207H112ZM134 209V210H133ZM140 209H142V210H140ZM153 211H152V210ZM205 209V210H204ZM237 209V210H236ZM25 210V211H24ZM114 210V209H113ZM112 210V211H113ZM131 210V211H130ZM133 210V211H132ZM214 210V211H213ZM239 210H241L243 213H241V211H239ZM45 212V213H43V212ZM111 211V212H112ZM126 211H128V212H126ZM140 211V212H139ZM146 211V212H145ZM236 211H238V212H236ZM11 212H14L15 214H12V217H11ZM28 212V211H27ZM114 212V211H113ZM112 212V213H113ZM144 213V215L145 216H147V217H145L146 219H148V221H150L151 222V220L153 221L154 220V222H151V223H145V224H142V223H140V216H141V214L140 213ZM216 212V213H215ZM112 213H110V214H112ZM118 213V214H119ZM136 213V214H135ZM143 213H142V217H144L143 216ZM236 213H237V215H236ZM239 213V214H238ZM241 213V214H240ZM41 214V215H40ZM117 215V213L116 212H114V215ZM130 214V215H129ZM147 214V215H146ZM163 214V215H162ZM180 214V213H179ZM226 214V215H225ZM235 214V215H234ZM113 215V214H112ZM137 215V216H136ZM155 215V216H154ZM124 216V217H123ZM153 218H152V217ZM162 216H164L165 218L163 219V217ZM223 216V217H222ZM243 216V215H242ZM134 217V218H133ZM225 217V218H224ZM128 218H129V220H128ZM155 218V219H154ZM156 218H158V219H156ZM224 218V219H223ZM237 218V219H236ZM132 219V220H131ZM161 219H162V221H161ZM236 219V220H235ZM131 221V222H130ZM156 221V222H155ZM238 221V222H237ZM158 222V223H157ZM242 222V223H241ZM157 223V224H156ZM231 225H230V224ZM135 224V225H134ZM146 224H148V225H146ZM4 225V226H3ZM31 227H30V226ZM121 225V224H120ZM144 225V226H143ZM233 225V226H232ZM29 226V227H28ZM180 226H183L182 225V223L181 224H179V226H177L178 227V229L179 228H181ZM228 226H230V227H228ZM237 226V227H236ZM16 227V228H15ZM136 227V228H135ZM168 227V228H167ZM183 227H185V225L183 226ZM183 227H182V229H180L181 231L183 230ZM9 228V229H8ZM10 228H11V231H10ZM43 228H44V230H43ZM124 228V229H123ZM138 228V229H137ZM186 228L187 227H185L184 228V231L186 230ZM231 228V229H230ZM234 230H233V229ZM241 229V230H238V229ZM244 228V227H243ZM135 229V230H134ZM157 229V230H156ZM14 230L16 231V234H15V232H14ZM19 230V231H18ZM22 230V231H21ZM166 230H167V232H166ZM189 227L187 228V232H189ZM244 230V229H243ZM139 231H141V232H139ZM9 232V233H8ZM12 232V233H11ZM262 232H264V231H262ZM11 233V234H10ZM30 233H31V235H32V237H31V235H30ZM167 233H169V235L167 234ZM234 233V234H235ZM8 234H10V235H8ZM233 234V235H234ZM12 235V236H11ZM14 235H16V236H14ZM167 235V236H166ZM189 235H190V233H189ZM189 235H188V238H189ZM9 236V237H8ZM232 236V235H231ZM10 237H12V238H10ZM16 237H18V238H16ZM191 237V239H192V236H190ZM212 235H206V236H202V238H200L199 237V240H198V237H197V239L196 240H194V237H193V241L191 240V239H188V241H187V243L185 244V246H183V247H181V250H180V252H179V250L177 249V246L176 247H174L175 249H177V251H178V253H177V251H174L172 254L174 255H172V259H171V263H167V264H198L199 263V261H200V263L199 264H206L207 262H205V261H207V260H202L201 258L199 259V256L200 257H202V256H204L205 255V257H206V255H208L207 256V258L209 257V256H212L213 254H214V252H215V249H217L216 251H218L219 250V248H217L216 246V244H218L219 243V241H217V237H215V236H213L212 238ZM215 237V238H214ZM16 238V239H15ZM31 238V240H29ZM37 238V239H36ZM46 238V239H45ZM163 238V239H162ZM10 239V240H9ZM12 239H15V240H18L17 241V246H16V248L14 247V248H12V247H10L11 246V244H10V242L12 241ZM23 239V240H22ZM151 239V240H150ZM201 239V240H200ZM204 239H205V241H204ZM207 239V240H206ZM216 239V240H215ZM10 242H9V241ZM20 240V241H19ZM30 242H29V241ZM131 240V241H130ZM164 240V241H163ZM168 240V239H167ZM166 240V241H167ZM198 240V242H196L195 243V241H197ZM202 240H203V242H202ZM256 240H257V237H256ZM261 240V238L259 239L258 238V240L257 241H260ZM154 241V242H153ZM163 241V242H162ZM190 241H191V243H190ZM218 243H217V242ZM8 242V243H7ZM28 242V243H27ZM33 242V243H32ZM131 242V243H130ZM199 242H201V243H199ZM214 242V243H213ZM148 243V244H147ZM164 243V245H162V244ZM166 243V244H165ZM198 243V244H197ZM209 243V244H208ZM20 244V245H19ZM23 244V245H22ZM28 244V245H27ZM194 244V245H193ZM212 244H213V246H212ZM130 245H129V248H130ZM200 245V246H199ZM207 245V246H206ZM216 245V246H215ZM26 246H27V248H26ZM166 246V247H165ZM169 246H171V247H169ZM194 246V247H193ZM197 246V247H196ZM212 246V247H211ZM6 247V248H5ZM8 247V248H7ZM132 247H131V249H132ZM202 247V248H201ZM216 247V248H215ZM219 247V246H218ZM36 248H37V246H36ZM141 248V249H140ZM149 248V249H148ZM170 248V249H169ZM22 249V250H21ZM159 249V250H158ZM180 249V248H179ZM191 249V250H190ZM24 250V251H23ZM134 250V251H135ZM186 250V251H185ZM212 252H211V251ZM26 251V252H25ZM135 251V252H136ZM149 252V253H148ZM176 252V253H175ZM182 252V253H181ZM8 253H9V255H8ZM164 253V254H163ZM170 255H169V254ZM179 253L181 254V255H179ZM185 253V254H184ZM28 254V255H27ZM152 254V255H151ZM200 254V255H199ZM143 255V256H142ZM167 255H168V257H167ZM175 255H177L176 257H178V261L176 260V257H175ZM22 256V257H21ZM67 256V257H66ZM10 257V258H9ZM64 257H66V258H64ZM213 257V256H212ZM68 258V259H67ZM173 258L175 259V260H173ZM210 259H211V257H209ZM3 259V260H2ZM12 259H13V261H12ZM30 259H32V261L30 260ZM53 259H54V261L52 260L51 262H50V264H74L75 263V261L73 260V259H71V257L70 256H68V255H66V254H62V255H57V257L55 256V257H53ZM140 259V260H139ZM168 259V260H167ZM30 260V261H29ZM39 260V261H38ZM142 260V261H141ZM165 260V261H164ZM173 260V261H172ZM184 260V261H183ZM202 260V261H201ZM38 261V262H37ZM41 261V262H40ZM71 261H72V263H71ZM141 261V262H140ZM16 262V263H15ZM160 262V263H159ZM208 264V263H207ZM215 264H221V263H215ZM251 264V263H250ZM262 264V263H261ZM264 264V263H263Z\"/></svg>", "mask_w": 264, "mask_h": 264}]
</instances>
